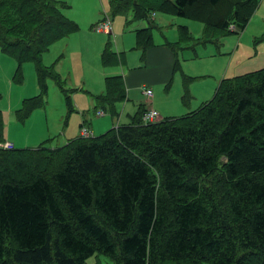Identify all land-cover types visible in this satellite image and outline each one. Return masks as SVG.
<instances>
[{
  "label": "trees",
  "instance_id": "16d2710c",
  "mask_svg": "<svg viewBox=\"0 0 264 264\" xmlns=\"http://www.w3.org/2000/svg\"><path fill=\"white\" fill-rule=\"evenodd\" d=\"M258 0H113V15L164 10L226 34L246 28ZM60 0H0V47L34 61L40 93L17 112L44 104L56 66L43 57L79 30ZM231 25L235 29H231ZM153 26L137 31L153 44ZM181 37L190 31L180 27ZM205 37H210L206 36ZM105 64L116 63L109 43ZM98 99H126L123 78ZM131 122L56 147H0V264H264V68L224 77L215 96L180 118ZM0 113V142L5 141Z\"/></svg>",
  "mask_w": 264,
  "mask_h": 264
},
{
  "label": "rangeland",
  "instance_id": "374dc122",
  "mask_svg": "<svg viewBox=\"0 0 264 264\" xmlns=\"http://www.w3.org/2000/svg\"><path fill=\"white\" fill-rule=\"evenodd\" d=\"M60 1L68 5L65 8L67 15L80 28L73 36L76 40L73 39V41L70 36L63 38L52 45L45 54L43 58L44 65H51L64 54L58 71L60 85L53 79L48 80V93L44 104L35 107L25 121H21L17 117V111L23 105L25 99L34 98L40 93L36 64L31 60L22 64L23 81L19 83L15 78V72L19 66L17 59L11 55L3 54L0 50V113L5 123L3 134L5 141L10 140L8 138L11 137L17 142H22V140L25 142L23 145L18 143V146L17 143L15 144L13 140H10L17 148H34L42 144L52 147L63 145L81 135V123L84 120H87L88 127L92 129L93 135L103 133L113 123L109 112L101 117L96 116L95 107L97 105L101 106L97 102L96 96L101 93L92 91L88 86H80L87 79L90 80L95 89L102 86L100 78H92V61L86 58L83 50L89 45L86 36L91 29L90 24L103 19L105 13L113 16L111 12V2L113 0ZM172 17L174 20H171L167 27V37L173 41L177 40L176 43L182 47V64H184V58L186 60L194 54L192 49L194 48V42L201 41L202 43L196 46L197 53L199 57H206L204 59L207 60L196 65L199 68L198 70L207 71L215 78L216 76H221L220 79L233 77L264 68V0H258L257 8L248 20L246 28L238 33L226 34V29L214 26L211 31L209 30L206 33V36L210 37H203L197 28L200 26L203 28V24L200 21H193L195 27L190 28L193 30H191L193 37L185 38L181 37L179 32V27L182 24L184 25V19L177 15ZM127 21L131 24L128 25ZM138 23H141V21L136 20L133 10L129 9L126 15L116 14L113 16L114 34H102L100 37L110 41L112 48L115 49L117 46H121L122 43L130 42L128 33ZM122 35H125V37L121 39ZM133 35L135 37V33ZM70 40L73 42H70ZM81 46L84 48H81ZM95 46L96 43L94 42L92 47ZM125 54L127 55V62L125 61L122 65L119 64L120 66L112 64L107 69L111 71L115 66H118L120 72L128 69L139 60L141 50L135 48ZM11 63H13V68L10 65ZM181 76L180 72L174 76L175 80L172 88L169 92H165L169 94L167 100H163L164 95L157 93L154 87L153 90L158 95L157 98L169 106L183 105L181 99L183 93L180 92ZM208 79L212 81L213 78ZM161 87L160 92H162L161 90L165 91V86L162 85ZM154 99L155 95L151 97L152 102ZM183 107L185 108L184 105ZM161 119L163 118L161 117L155 122H145L143 119V123L147 125L159 122ZM116 121L124 122L121 119L119 120V117ZM86 264L115 263L109 257L96 253L88 258Z\"/></svg>",
  "mask_w": 264,
  "mask_h": 264
},
{
  "label": "crops",
  "instance_id": "0c3cea01",
  "mask_svg": "<svg viewBox=\"0 0 264 264\" xmlns=\"http://www.w3.org/2000/svg\"><path fill=\"white\" fill-rule=\"evenodd\" d=\"M63 11L67 15L66 9H64ZM106 15L108 14L105 13L104 18H106ZM113 16H111L112 21H113ZM172 16H176V15L170 12H166L164 10L163 11L151 10L147 18H139V21H141V23H138L137 26L131 28L132 33L131 32L128 33V38L130 39V42H127L126 44L122 43L121 44L122 47L117 46L115 49L112 48V51L116 55V63H112V64H117L118 66L122 65V63H125V61L127 60V55L125 54L127 51H130L135 48L141 50V56L139 60L136 63L132 64V66L128 67V69L121 70V72L118 69V66H115L113 69H111V71H109L107 67L112 66V64H105L103 62V54L110 41H106L105 38H101L100 36H102V34H107V35L114 34L115 31L114 25L112 26L111 33L110 32L101 33L100 31H97L95 28V25L99 21L97 23L93 22L92 24H90L91 29L90 31L87 32V36H86L87 39L89 40V45L87 46V48L86 47L84 48L82 46L81 48H84L83 53L86 55V58L92 61V67H93L92 78L93 77L100 78L102 82V86H100V88L98 89H95L89 79L81 83L80 86L81 87L88 86V88L92 89V91L101 93L100 95L96 96L97 102L101 104V106L97 105L95 107L96 116L101 117L107 115L109 112L111 113L110 116H112V122H113L111 123L112 126L110 128L105 130L103 133L101 132V134L99 135L106 133L107 131H109L110 129L116 126L130 123L132 118L141 109L142 105H144L146 108L156 107L157 109L156 108L155 109L159 111L163 119L180 118L199 109L204 103L208 102L215 96L218 87L220 85V82L222 81L223 78L220 79L221 76H216L215 78V76H212L207 71L203 72L201 70H198L199 68L197 67L196 64L203 63L207 60L204 59L206 57H199L197 53L196 46L198 44H201L202 43L201 41L194 42L193 44L194 48H192L194 54L191 55L186 60L184 58V64H182V60H181V55L183 53L182 47L176 43L177 40L173 41L169 39V37H167V27L169 26L170 21L174 20ZM181 18L184 19V25L182 24L181 26H185L190 31L189 37H193V34L191 32L192 29L190 28L195 27L193 21H197V22L199 21L187 17H181ZM103 19H101L100 21H102ZM144 21H146L147 24H145L146 22ZM201 23L203 24V28L202 26L197 27L200 30V32L199 31L198 32L201 33L203 37H205L206 35L205 24L203 22ZM127 24L130 25L131 23L127 21ZM150 26L154 27L153 44L148 48H142L138 44L137 31L140 29L149 28ZM180 27H179V32L181 29ZM91 30L92 31L94 30V32H92ZM76 33L77 32L70 35V38L72 37V40L75 38L73 36ZM134 33H135V37L133 35ZM124 37L125 35H122L121 39ZM109 39L111 40V37ZM72 40H70V42H73L76 39H74L73 41ZM94 42L96 43V46L92 47V44ZM0 50H2L1 47ZM63 57L64 54H62L55 62L51 64V65L54 64L56 66L57 71H59V66L62 63L61 61ZM10 65L13 68V63H11ZM51 65H47V66H51ZM178 72H180L182 75L181 76L182 84H181L180 92L183 93V95H181V99L185 108L181 104L180 105L178 104V106L176 105L169 106L168 104L163 103L159 98H157L158 95L154 93V91L156 90L157 93L164 95V97L162 98L163 100H167L169 94L165 92H169V90L172 88L173 86L172 84L175 80L174 76H176ZM111 76H121L123 78L125 92H126V99L118 100L114 104L113 108L108 104L100 103L98 99L101 95H104L106 93L107 91L106 80L108 77ZM208 78H213V79L211 81ZM162 85L165 86V91L161 90L162 92H160V89H162L161 87ZM145 87L152 88V90L155 87V90H153V96L155 95V99L153 102L151 99L149 100L150 101L149 103L147 102L148 98L146 97V94L144 92ZM178 91H179V87H178ZM21 108L22 106L20 107V109ZM180 113H182L181 115H183L184 113V115L181 116ZM118 117L119 120L121 119V121L124 122L121 123L116 121ZM81 126H82V130L84 126L88 127L87 120L82 121ZM88 128L93 133L92 129L90 127ZM82 130L80 136L83 135ZM8 139L13 140L15 144L17 143V145L18 143H20V145H23L25 143L23 140L22 142H17L11 137H9ZM10 140L8 141L10 142Z\"/></svg>",
  "mask_w": 264,
  "mask_h": 264
},
{
  "label": "built area",
  "instance_id": "2783aa9c",
  "mask_svg": "<svg viewBox=\"0 0 264 264\" xmlns=\"http://www.w3.org/2000/svg\"><path fill=\"white\" fill-rule=\"evenodd\" d=\"M112 26H113V21L112 17L110 15H106V18H104L102 21H99L96 25L95 28L97 31L100 32H112ZM231 29H235L234 25H231ZM146 97L148 98L147 102L149 103L151 97L153 96V90L152 88L145 87L144 90ZM161 118V115L158 110H156L154 107L147 108L146 112L144 113L143 119L145 122H155L158 119ZM82 133L84 136H91L93 133L90 131L88 127H83ZM0 147H3L5 149H13L15 148L14 144L9 141H3L0 143Z\"/></svg>",
  "mask_w": 264,
  "mask_h": 264
}]
</instances>
